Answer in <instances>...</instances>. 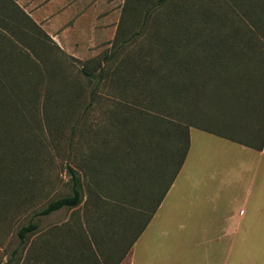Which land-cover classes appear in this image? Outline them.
Returning <instances> with one entry per match:
<instances>
[{
    "label": "rangeland",
    "instance_id": "rangeland-1",
    "mask_svg": "<svg viewBox=\"0 0 264 264\" xmlns=\"http://www.w3.org/2000/svg\"><path fill=\"white\" fill-rule=\"evenodd\" d=\"M158 1L0 0V264L21 227L71 194L69 167L83 179L82 205L36 217L12 264H131V225L148 226L174 170L170 123L193 120L182 104L189 52L202 68L213 58L218 80L243 69L254 99L230 111L220 93L198 126L245 142L264 133V48L245 45L264 42V0ZM191 130L187 167L139 253L158 264H264V157L233 160V145ZM207 173L214 180L195 189Z\"/></svg>",
    "mask_w": 264,
    "mask_h": 264
},
{
    "label": "trees",
    "instance_id": "trees-1",
    "mask_svg": "<svg viewBox=\"0 0 264 264\" xmlns=\"http://www.w3.org/2000/svg\"><path fill=\"white\" fill-rule=\"evenodd\" d=\"M167 0H159L156 6H162ZM211 13L210 9H207L205 14L206 16H209ZM264 29V26H262ZM239 35L237 33L233 34L230 38L229 44L231 41H237V37ZM212 38L209 39L208 44L211 42L212 43ZM225 41L223 37L219 38V43L216 45V48H225ZM246 48L252 49H259V48H264V42H262V39L260 38H250L248 41L245 42ZM244 45V46H245ZM234 50L228 51V50H219L216 51L214 50L213 53L210 54V56L218 55V56H224L227 59L230 58V56L234 55ZM239 51V50H238ZM249 54V53H248ZM244 57L247 56L246 53L243 55ZM242 56V57H243ZM240 57L239 59H243ZM187 61H186V70L185 74L186 77L183 78V90L185 92H188V96L183 98L182 104L189 106V117H192L193 120H188L183 122L182 120H175L171 121L170 125V133L169 137L171 136V140L175 143V146L171 150V158H173L174 161V170L171 174V179L168 183V188L166 190V193L163 196H159L160 199L158 201V205L153 213V215L156 213L157 209L163 202V200L166 197L167 192L169 191L170 187L174 183L175 179L177 178L178 174L180 173L189 149H190V131L191 128H196L199 130H202L206 133L213 134L222 138H225L227 140L237 142L239 144L243 145H255L259 143V148L262 149L264 146V133L261 135V137L258 138V140H251V142H245V141H240V140H234L233 138H229L228 136H223L216 134L215 132H211L208 129H205L203 127L198 126L197 122L201 121L200 120V111L202 110L204 104L208 102L211 106H214L217 102L218 95L221 93L222 98L224 99L225 102L223 104L226 105V108L231 111L233 108H239L242 112H246V107L250 106L251 103L254 102V99L249 96L250 93V83L245 80V73L243 69H239L240 74L238 75H227L223 77L221 80H218L219 78L215 77L214 75V67H215V62L213 58L209 60V67H204L202 68L201 64H198V60H196L191 52L188 53L186 56ZM218 60V59H217ZM194 62V63H193ZM193 63V65H192ZM202 69L209 71V77H206L202 74ZM86 75L90 77H94V75H91L85 71ZM103 79V75L100 77ZM172 79H174L173 76H171ZM216 81H221V84H217ZM256 83V82H255ZM175 86V84H174ZM176 87V86H175ZM221 88L220 90L216 88ZM209 94L210 96V101L206 99V96ZM214 96V98L212 97ZM216 102V103H215ZM93 101L91 100L90 105H92ZM187 103V104H185ZM215 103V104H214ZM214 104V105H213ZM5 109V108H2ZM173 109V108H172ZM183 106H181L178 109L174 110H182ZM3 117H1L2 121H6L8 119L6 114H1ZM262 116L264 117V112H262ZM187 117V118H189ZM190 119V118H189ZM157 121H162L164 122L160 116L156 117ZM193 121V122H191ZM199 123V122H198ZM262 124L260 125L259 128H263L264 130V123L261 122ZM206 127V126H205ZM256 139V137H255ZM4 141V139H3ZM255 142V143H254ZM3 158V155L1 154L0 150V159ZM3 166L1 167V169ZM68 171L71 175V194L60 197L58 199H55L51 202H49L44 208L39 210L33 217V219L25 226L21 227L17 235L20 240V245L17 249H15L12 253L11 259L8 261L6 264H12L15 262L21 253V249L23 246L26 244L29 236L33 235L39 230V224L34 222V219L36 217H47L50 216L56 212H59L63 209H68V210H74L80 207L84 201L85 198V193H84V185H83V179L79 172H77L75 169L72 167L68 168ZM163 170L161 171V174H164ZM165 178V177H164ZM0 185L3 186V183L0 181ZM158 199V198H157ZM134 224L131 225V231L132 232H137V238L140 237V235L144 232L146 229L147 225H138L137 228L133 227ZM135 228V230L133 229Z\"/></svg>",
    "mask_w": 264,
    "mask_h": 264
},
{
    "label": "crops",
    "instance_id": "crops-1",
    "mask_svg": "<svg viewBox=\"0 0 264 264\" xmlns=\"http://www.w3.org/2000/svg\"><path fill=\"white\" fill-rule=\"evenodd\" d=\"M198 132L204 133V132H201V131H198ZM195 133H196V131H193V130H191V132H190V149H189L186 161H185V163H184V165H183L178 177L175 179L174 183L172 184V186L169 189V192H168L167 196L165 197V199L163 200V202L161 203V205L157 209L156 213L153 215L152 220L150 221V223L148 224V226L146 227L144 232L140 235V237L137 239V241L135 242V244L133 246V250H132V254H131V264H154V262H156L153 259V257H148L147 254H140L139 253V247H140L141 243L144 242V240L146 239L148 232L153 228L155 220L157 219V217H159L160 213L163 211V209L165 207L164 206L165 200L167 199V197H168L169 193L171 192V190L176 188L177 181L179 180L180 177H182L183 172L185 171V169L187 167V164L189 162V159H190V156H191L192 150H193V138L196 135ZM204 134L209 135L211 137H215L219 141H226V142L230 143L231 145H233V148L231 149L232 153L230 155L233 160L236 159L237 156H239V157L242 156L243 160L246 162V160L251 159L254 154L258 155L260 158L264 157V146H263L262 149H258L259 148V143L255 144V145H243V144H239L237 142H233V141L227 140L225 138H222V137H219V136H216V135H213V134H209V133H204ZM237 149L239 150V154H237ZM203 177L204 178L200 179V180H202V182L199 181L195 185V189H198V190L201 189V187L204 186L203 184H207L206 180H208V181L214 180L212 178L213 175L210 176V174H208V173L206 175H203ZM190 212H192V210H190ZM190 218H193V217L190 216ZM166 223L167 224H165V225L169 226V222L166 221ZM194 227H195V224L191 223V228H194ZM232 233H233V231L231 229L226 231V235H228V236L231 235ZM163 255L167 256V252L164 251ZM160 257L161 256H159V258ZM163 258H165V256H163ZM214 259H215V256L213 255L212 259L210 258L208 260H205V261H203L204 263H201V264H219L218 262L216 263V261H213ZM188 263L189 262H185V261L183 262V264H188ZM156 264H158V263L156 262ZM159 264H162V263H159ZM163 264H167V262H164ZM171 264H181V263H178V261L175 260V263L173 262Z\"/></svg>",
    "mask_w": 264,
    "mask_h": 264
}]
</instances>
